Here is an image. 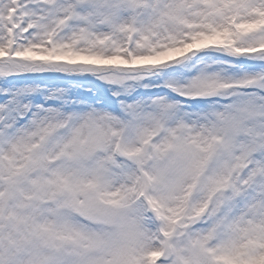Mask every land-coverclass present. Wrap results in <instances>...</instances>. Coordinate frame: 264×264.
<instances>
[{"label":"snow or ice","instance_id":"1","mask_svg":"<svg viewBox=\"0 0 264 264\" xmlns=\"http://www.w3.org/2000/svg\"><path fill=\"white\" fill-rule=\"evenodd\" d=\"M0 264H264V0H0Z\"/></svg>","mask_w":264,"mask_h":264}]
</instances>
